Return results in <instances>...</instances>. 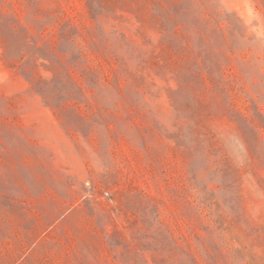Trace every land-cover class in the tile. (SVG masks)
Segmentation results:
<instances>
[{
	"label": "rangeland",
	"instance_id": "1",
	"mask_svg": "<svg viewBox=\"0 0 264 264\" xmlns=\"http://www.w3.org/2000/svg\"><path fill=\"white\" fill-rule=\"evenodd\" d=\"M0 264H264V0H0Z\"/></svg>",
	"mask_w": 264,
	"mask_h": 264
},
{
	"label": "built area",
	"instance_id": "2",
	"mask_svg": "<svg viewBox=\"0 0 264 264\" xmlns=\"http://www.w3.org/2000/svg\"><path fill=\"white\" fill-rule=\"evenodd\" d=\"M105 195H107V193H105Z\"/></svg>",
	"mask_w": 264,
	"mask_h": 264
}]
</instances>
